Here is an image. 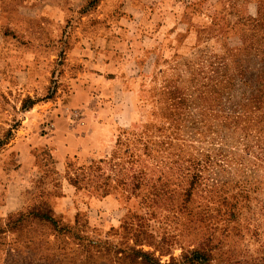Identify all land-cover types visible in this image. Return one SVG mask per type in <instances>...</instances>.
<instances>
[{"label": "rangeland", "instance_id": "1", "mask_svg": "<svg viewBox=\"0 0 264 264\" xmlns=\"http://www.w3.org/2000/svg\"><path fill=\"white\" fill-rule=\"evenodd\" d=\"M82 40L136 60L133 99L85 102L115 93L128 124L61 169L0 162V264H264V0H0V44L33 60L11 104L38 101V44ZM35 109L11 122L37 125Z\"/></svg>", "mask_w": 264, "mask_h": 264}, {"label": "crops", "instance_id": "2", "mask_svg": "<svg viewBox=\"0 0 264 264\" xmlns=\"http://www.w3.org/2000/svg\"><path fill=\"white\" fill-rule=\"evenodd\" d=\"M85 43L82 40L78 46L67 45L65 50L60 44L52 43L49 48L38 44V101L29 107L13 106L11 96L24 85L23 78L34 80L30 69L33 60L26 50L16 48L12 51L11 44H0V162L7 169L12 167L15 172L18 168L19 173L26 171L27 157L33 155L39 163L40 154L61 169L74 152L79 155L104 152L118 128L127 126L121 116L129 114V102L115 106V93L112 101H104L99 107L89 109L85 102L93 91L96 92L93 93L96 105L101 102L103 91H118L121 99L124 96L133 99L136 87L130 86L133 77L128 71L136 60H131L127 54L114 59L107 43L102 49L96 46L92 49ZM100 54L105 56L103 62L97 57ZM115 65H118L117 75L111 76L109 73ZM102 81L108 83L106 87L99 86ZM36 104L37 125L11 122V116L20 115L17 110L26 114L34 110ZM16 194L9 195L7 209L18 207L13 201L16 198L13 196H19Z\"/></svg>", "mask_w": 264, "mask_h": 264}, {"label": "trees", "instance_id": "3", "mask_svg": "<svg viewBox=\"0 0 264 264\" xmlns=\"http://www.w3.org/2000/svg\"><path fill=\"white\" fill-rule=\"evenodd\" d=\"M261 14V13H260ZM263 15V14H262ZM261 16L260 17H258L255 21L256 22H260V20H261ZM222 70H223V68H219L218 70H217V72H218V74H221V72H222ZM242 72H244V70H242ZM260 78H261V76H258V78H257V82L254 84L253 83V86H254V90L255 91H253L254 92V94L252 95L253 96V99L256 101L255 103H256V105L258 106V107H264V103H263V99H264V82L262 81V80H260ZM245 83L246 84H251L252 83V81L251 80H247V81H245ZM264 119H262V120H260V121H258V122H256V123H251V128H252V126H254V125H259V123H261L262 121H263ZM249 127V126H248ZM250 128V127H249ZM249 128H247L246 126L244 127V129L243 130H245V131H248L249 130ZM142 185V182H140V178H139V176H138V186H141ZM141 254H147L146 252H144V251H142V252H140ZM191 254L193 255V254H196V256L198 257V258H200V259H202V261H201V263H205L207 260H208V255H207V252L204 250V249H201V248H197V249H195V250H193L192 252H191ZM186 257H187V255H186ZM197 260V259H196ZM193 261H194V259H193ZM198 261V260H197ZM194 263V262H193Z\"/></svg>", "mask_w": 264, "mask_h": 264}]
</instances>
